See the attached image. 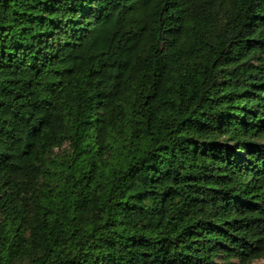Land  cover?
I'll return each mask as SVG.
<instances>
[{
    "label": "trees",
    "instance_id": "16d2710c",
    "mask_svg": "<svg viewBox=\"0 0 264 264\" xmlns=\"http://www.w3.org/2000/svg\"><path fill=\"white\" fill-rule=\"evenodd\" d=\"M264 259V0H0V264Z\"/></svg>",
    "mask_w": 264,
    "mask_h": 264
},
{
    "label": "rangeland",
    "instance_id": "374dc122",
    "mask_svg": "<svg viewBox=\"0 0 264 264\" xmlns=\"http://www.w3.org/2000/svg\"><path fill=\"white\" fill-rule=\"evenodd\" d=\"M253 264H264V259L256 260Z\"/></svg>",
    "mask_w": 264,
    "mask_h": 264
}]
</instances>
